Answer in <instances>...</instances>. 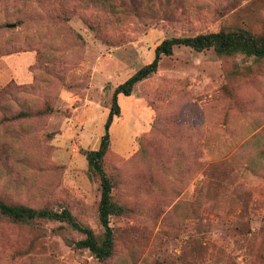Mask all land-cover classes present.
<instances>
[{"label":"rangeland","instance_id":"rangeland-1","mask_svg":"<svg viewBox=\"0 0 264 264\" xmlns=\"http://www.w3.org/2000/svg\"><path fill=\"white\" fill-rule=\"evenodd\" d=\"M238 29L264 37V0H0V90L19 87L0 104V200L67 208L102 239L87 153L115 88L166 38ZM118 103L112 255L67 221L0 213V264H264V57L176 46Z\"/></svg>","mask_w":264,"mask_h":264},{"label":"trees","instance_id":"trees-1","mask_svg":"<svg viewBox=\"0 0 264 264\" xmlns=\"http://www.w3.org/2000/svg\"><path fill=\"white\" fill-rule=\"evenodd\" d=\"M176 46H188L198 51L214 48L218 54H233L244 52L258 57H264V37L254 35L248 30H220L209 33H200L194 36L171 37L162 40L155 48L154 59L138 69L126 81L120 83L114 90L113 103L110 114L105 124L103 135L98 149L88 151L87 160L92 171L100 176L101 180V202L99 207L100 220L104 227V236L98 239L90 227L81 225L74 219L72 213L64 208L61 211L47 208L34 209L31 207L12 205L0 200V213L19 221L32 220L35 218L56 219L69 222L75 229L84 233L85 238L75 242L76 247L88 248L98 259L105 260L113 253L114 237L113 228L110 225V217L119 208L112 201L113 182L104 169V157L110 145L109 129L114 116L120 114L118 95H131L134 86L157 72L163 55H171ZM19 89L9 83L0 90V104L2 99L13 89ZM22 114L14 116L20 117Z\"/></svg>","mask_w":264,"mask_h":264},{"label":"water","instance_id":"water-1","mask_svg":"<svg viewBox=\"0 0 264 264\" xmlns=\"http://www.w3.org/2000/svg\"><path fill=\"white\" fill-rule=\"evenodd\" d=\"M10 26H15V24L13 23V24H9Z\"/></svg>","mask_w":264,"mask_h":264}]
</instances>
